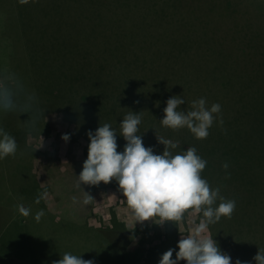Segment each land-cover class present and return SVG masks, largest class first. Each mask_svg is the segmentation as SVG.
Instances as JSON below:
<instances>
[{"label":"trees","instance_id":"trees-1","mask_svg":"<svg viewBox=\"0 0 264 264\" xmlns=\"http://www.w3.org/2000/svg\"><path fill=\"white\" fill-rule=\"evenodd\" d=\"M67 1H46V11L43 15L34 14L33 26L23 41V47L28 50L17 46L12 52L27 60L26 68L6 74L16 75L23 86L22 99L35 94L38 101L31 108L21 104L15 112L0 113V127L10 135L12 127L3 124H10L12 119L14 125L21 124L18 118L24 121L23 129L14 130L18 144L14 156L31 159L32 151L24 146L23 134L33 129L39 132V121L51 113H61L65 121L86 133L105 123L111 124L118 133L117 151H123L126 141L119 135V124L129 111L140 112L142 122L138 134H142L145 147L161 154L165 146L158 142L157 136L163 137L179 143L174 152L195 147L207 161L202 178L212 188L219 187L223 197L236 202L232 216L222 217L211 225L210 234L220 249L232 257L233 264L236 259L255 264L253 257L259 248L264 250V3L256 0H91V3L70 0L74 2L73 9L72 5L67 6ZM52 7H57V13L52 12ZM130 7L137 9L141 18L158 10L177 14L176 24L182 28L180 33L185 34L183 43L160 35L141 37L138 43L128 39L122 44L116 35V20L109 17L108 22H102L101 14L122 13ZM69 8L75 12L74 18L80 25L71 27L60 21L65 12L69 13ZM86 9L94 12L93 15H88ZM38 17H41L40 25ZM177 48L185 66L190 68L189 60L200 61L212 74L211 78L219 76V85L215 89H203L202 95L185 89L179 91L184 77H178L179 84L171 86V82L156 81L149 76L162 73L166 64L161 65V59L167 57L171 61ZM174 95L184 98L185 104L180 110L185 112L191 110L192 101L200 98H205L209 107L220 104L223 125L214 123L209 136L200 140L187 128L173 130L162 126L159 120L164 117L166 101ZM244 144L253 153L245 156ZM225 163L227 170L223 168ZM30 182L24 194L29 195L30 204H36L35 198L42 190L33 178ZM116 186L115 180L104 184V187ZM175 225L173 221H166V242L147 250L128 251L126 246L131 237L140 231L146 237L145 229L132 233L115 224L114 230L100 231L109 249L102 256L96 252L92 260L97 264H159L163 253L177 249ZM106 235L114 240V245ZM70 253L86 254L90 260V252ZM172 258L175 259V252ZM54 259L59 260L56 256Z\"/></svg>","mask_w":264,"mask_h":264},{"label":"rangeland","instance_id":"rangeland-1","mask_svg":"<svg viewBox=\"0 0 264 264\" xmlns=\"http://www.w3.org/2000/svg\"><path fill=\"white\" fill-rule=\"evenodd\" d=\"M46 1L49 0H0V77L6 75L7 71L19 73L26 68L27 60L22 55H15L12 52L17 46L22 47L24 51L28 50V47H23V41L33 26L34 14L40 12L43 15V11H46ZM52 1L58 2V0H50ZM86 1L91 3V0ZM256 1L264 3V0ZM68 4L75 8L73 1H67V6ZM56 10L57 7H52L53 13H57ZM86 10L88 15L90 13L93 15L94 12L90 9ZM68 11L69 13L65 12V17L60 21L71 27L80 25L74 18L75 12L72 13L70 8ZM136 11L137 9L130 7L122 13H102L101 21L108 22L109 17L116 20V35L118 41H123L122 44L128 39L138 43L141 37L145 39L160 35L173 39L179 44L183 43L185 34L180 33L182 28L176 24L177 14L158 10L149 17L141 18ZM38 18L40 25L41 17ZM27 43L31 44L29 40ZM179 53L180 49L177 48L171 61L167 57L165 58L168 61L161 59V65L166 64V67L160 71L162 73H153L149 76L156 81L171 82V86L179 84L178 77H184L179 84V91L185 89L189 93L199 92L202 95L203 89H215V85H219L218 75L211 78L212 74L208 73V68L201 66L198 60H189L190 68H188L185 66L186 62L179 59ZM21 63L23 65L18 66ZM18 119L21 124L14 125L13 119L10 124H3L5 127L8 125L12 127L13 137H15V129L24 127L23 119ZM39 122H41L40 128L37 129L39 132L33 129L32 132L26 131L23 134L24 146L32 151L30 160L22 155L0 160V264H38L37 259L40 256L38 253L43 255L39 258L41 264H51L45 258L58 256V259H61L65 252L70 253L69 250L73 253L90 251L89 259L92 260L96 252L102 256V252L109 249L106 238L101 232L106 228L114 230L115 224L124 227L126 232L133 233L137 229H145L146 237H143L141 231L131 237L126 246L128 251L138 248L147 250L167 241L166 221L163 224L154 223L152 220L135 223L119 185L104 187V183L101 182L96 186L82 184V188L75 187L76 176L82 171L90 143L83 129L65 121L61 113L48 114ZM64 134L70 135L68 141L62 139ZM188 135L187 133L186 137ZM17 140L20 141L18 138ZM244 146L242 152L245 156L253 153L246 144ZM32 178L38 182L37 186L40 190L45 189L47 203L51 210L54 208L58 214L53 216L45 214L39 226L37 224L34 226L31 222L33 219L31 213L25 216L20 211L21 205L30 208L31 212L39 211L38 206H35L37 204H30L29 195L24 194V189L27 190ZM84 190L94 198L88 205L81 203L85 196ZM200 219V214L191 209L185 212L183 219L175 225L176 244L183 236L192 234ZM106 236L110 240L109 243L114 245V240ZM81 257L88 260L86 254H82ZM181 261L186 264V261ZM94 264L97 263L94 261Z\"/></svg>","mask_w":264,"mask_h":264},{"label":"clouds","instance_id":"clouds-1","mask_svg":"<svg viewBox=\"0 0 264 264\" xmlns=\"http://www.w3.org/2000/svg\"><path fill=\"white\" fill-rule=\"evenodd\" d=\"M0 113L15 111L23 104L31 108L38 101L35 94L23 97V86L14 73L0 77ZM185 104L181 96H172L166 101L164 117L161 125L173 130L187 128L193 136L200 140L209 136V129L214 123L223 125L221 105H207L205 98L192 101L191 110L185 112L180 106ZM140 112L129 111L119 124L120 133L126 141L123 151H117V131L109 123L100 125L95 131L90 130L87 158L82 171L77 177L76 188L83 185L96 186L101 182L108 184L112 180L118 182L119 189L132 211L136 222L152 220L163 224L165 221L179 222L187 210L201 214L199 224L191 235L183 236L177 244L178 251L169 249L162 254L159 264H233L232 257L223 252L218 242L210 234L211 225L222 217L230 218L236 208L235 200L226 199L220 194V188H212L201 173L207 165L195 147L174 152L178 142L158 137L164 151L156 154L152 147H145L142 134ZM64 141L70 139L69 134L62 136ZM18 144L0 127V160L17 153ZM227 170L228 164H223ZM81 203L88 205L94 199L88 192ZM47 192H40L35 203L46 199ZM219 201V203H217ZM74 202H76L74 198ZM23 215L31 213L30 208L20 206ZM45 215L43 209L35 214L39 222ZM175 251V259L173 252ZM255 264H264V250H258L253 257ZM54 264H94L93 260H85L80 255L65 252ZM235 264H251L235 260Z\"/></svg>","mask_w":264,"mask_h":264},{"label":"crops","instance_id":"crops-1","mask_svg":"<svg viewBox=\"0 0 264 264\" xmlns=\"http://www.w3.org/2000/svg\"><path fill=\"white\" fill-rule=\"evenodd\" d=\"M36 183L38 184V182L36 181ZM44 191H45V189H43ZM49 190V189H48ZM35 206H38V208H39V210L40 209H43L44 210V212H45V214H50L51 216H53L54 214L55 215H58L56 212H55V209L54 208H52V210H51V208H50V205L47 203V201H46V199H43V200H41V202L39 203V204H37V205H35ZM36 212H38L37 210H33L32 212H31V215L33 216V219L31 220V222H33L34 223V226L37 224V226H39L40 225V221L39 222H37L36 220H35V214H36ZM27 219V218H26ZM106 229H108V230H110L109 228H106ZM87 230V229H86ZM87 231H91V230H87ZM92 231H94V230H92ZM97 231H99V230H97ZM100 232V231H99ZM85 234H87V233H85ZM86 238H88V236H86ZM69 250V249H68ZM70 252H72L71 250H69ZM90 251H88L87 252V254L89 253ZM104 253H105V251H104ZM40 255V256H39ZM38 256H39V258L42 256L43 257V255L42 254H40V253H38ZM37 256V257H38ZM60 256V255H59ZM57 258H58V256H56ZM39 258L37 259L38 260V264H41V261L39 260ZM48 262H50L51 264H54V262L56 261V259H54V257L53 258H45ZM36 260V259H35ZM26 264V263H25Z\"/></svg>","mask_w":264,"mask_h":264}]
</instances>
